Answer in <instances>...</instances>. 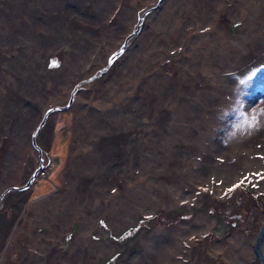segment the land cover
Instances as JSON below:
<instances>
[{"label": "rangeland", "instance_id": "1", "mask_svg": "<svg viewBox=\"0 0 264 264\" xmlns=\"http://www.w3.org/2000/svg\"><path fill=\"white\" fill-rule=\"evenodd\" d=\"M237 1L123 0L135 19L119 22L116 31L120 34L105 47L97 27H82L80 21L71 22V17L48 11L52 0H0V176L5 173L2 162L6 154L12 160L8 165L12 164V175L15 172L12 183L16 189L26 185L38 170L26 190H10L0 198V257L25 218L36 220L40 214V220L48 222L59 215H71L73 203L61 209V214L54 213L50 199L78 193L76 183L84 176L88 184L79 192L89 195L84 198L90 224L88 246L76 250L79 259L73 264L81 260L88 264H204L211 244L237 232L244 237L243 264H259L253 248L264 221V22L254 10L247 14L241 13L242 8L237 11ZM80 2L67 0L63 7L76 17L94 19L93 9ZM199 3L211 15L228 17L229 40L225 45L210 42L216 35L213 26H193L187 33V29L182 32L178 28L180 25L172 26L178 20L193 21L195 11H190V4L196 9L201 8ZM247 5L262 9L261 0H249ZM169 6L176 8L171 14L166 10ZM19 28L21 31L11 38V31ZM33 30L34 34L27 36ZM66 32L84 38L80 43L84 55L73 65L71 77L91 79L79 85L73 95V88L68 92L65 86L41 101L46 87L41 66L46 64L47 55H58L50 57L48 69L62 65V58H66L62 50L67 47L55 43L52 35L67 37ZM254 45L257 47L252 49ZM107 48L109 52L100 55L98 50ZM88 56H93V61L97 56L99 59L80 74L78 70ZM109 59L110 67L98 76ZM122 62L140 66L135 70L139 82L148 80H140V76L160 70L168 79L179 74L182 84L166 82L168 91L163 97L172 101L162 104L160 98L159 122L152 119L148 138H138L140 144L132 151L110 145L112 139L123 136L119 128L127 125L120 123L118 109H108L109 104L96 101ZM257 69L262 70L247 83H240ZM8 87L15 93L11 101L5 98ZM202 89L209 91L213 104L198 114L204 108ZM143 92L140 88L137 96ZM131 94L127 92L120 99ZM80 102L91 105L89 110L94 114L87 115L77 107ZM52 108L36 135L37 153L29 135ZM187 110L193 111L190 119L183 116ZM158 115L156 108L153 117ZM128 126L126 131L131 132L132 123ZM248 131L251 139L245 134ZM238 136L247 144L242 150L234 147L233 138ZM229 170L234 174L231 181L223 177ZM34 205L39 206L35 214ZM200 215L211 220L205 232L197 219ZM80 228L79 221H71L60 237L62 252L68 253L76 245V236L83 234ZM48 232L47 224L35 222L33 234L43 239ZM14 241L18 249H28L27 235L18 234ZM96 246L101 250L96 251ZM230 252L236 254L238 247L230 246ZM18 258L17 252L9 264H17Z\"/></svg>", "mask_w": 264, "mask_h": 264}, {"label": "bare ground", "instance_id": "2", "mask_svg": "<svg viewBox=\"0 0 264 264\" xmlns=\"http://www.w3.org/2000/svg\"><path fill=\"white\" fill-rule=\"evenodd\" d=\"M79 1H81L80 3L82 5L87 6V9L88 7H91L93 9L94 19L89 21V20L74 16L73 13L70 12L69 9L63 7L64 2H67V0H59V1L52 0V8L48 9V11L51 10L50 11L51 13H54V12L59 13V17L61 16L71 17V22H74L75 20L76 23H78L80 21L82 27L84 24H92L93 27H97L99 30L102 31V35L100 36V38H102V40L105 42L104 43L105 47H109L120 34L116 31L118 29V28L116 29V27L117 26L119 27L120 25L119 22L123 23L129 20L135 19L134 17H130V16H135V13L127 10V8L123 5V0H79ZM192 3L195 4V2L191 1V4ZM237 3L239 6L237 11H239V9L242 8L241 13L247 14L248 11L254 10L255 11L254 13L258 14V16H260L264 22V1L263 0H261L262 9H259V10L247 5L249 3V0H238ZM191 4H190V11L192 12L195 11L194 20L191 22L189 21L182 22L181 20L180 21L178 20L174 24L172 23V26L174 25V28H176L180 25L178 28L182 30V32H185V30L187 29L186 33L193 26L195 27L202 26V25L207 26V27L213 26L216 30V35L210 40V42L215 43V41H220V44L225 45L226 41L229 40V35L226 32V25L228 23V17L223 16V15H211L212 13L206 8H204L202 3H199L201 4V8L197 7L196 9H195V6L194 8H192ZM175 6L173 7L169 6L166 9L168 13L170 14L173 13L176 9ZM179 9L180 8L178 5L177 10ZM11 18L12 19L14 18L13 14H11ZM162 25L163 24H161L160 26L162 27ZM36 26H40V24H37ZM153 26L154 24L152 25V27ZM15 27L16 25L11 24L12 29H15ZM77 27H81V26H77ZM209 27L207 29H209ZM19 31H21L20 28L16 29V31H11L12 32L11 38L15 37L16 32H19ZM34 32L35 30L31 31L30 33H28L27 36L34 34ZM58 34L60 33H53L52 38H54L55 43L57 44L63 43V46L67 47V48H63L62 50L63 55L66 56V58H62L63 60L62 65H64V67L58 64L57 66H54L53 69H48L47 63L48 61H50V57L52 58V56H58V55L56 54L47 55L46 64H43L41 66L42 73H43L42 79L44 80L46 84L45 90L41 94V101L47 100L48 98L54 96L56 93H58L62 89V87H65V86H66V90H68L69 92L70 89L73 88L74 85L78 81L83 80V79L82 80L78 79L79 77L72 78L70 73H72V67L75 64V62L79 60L80 58H82V56L84 55L81 49V46H80V43H82L84 38L79 35L78 37L69 36L68 32H66L67 37L61 36ZM151 34L152 32L149 34V37L151 36ZM247 36L251 38L250 34H248ZM99 39L96 41L98 42ZM256 47L257 46L254 45L252 46V49ZM109 50L110 49L107 48L105 50L100 49L98 51L100 52V55H101V53H107L109 52ZM219 56L222 60L223 56L221 54ZM98 57L99 56H97L96 59H99ZM93 59H94L93 56H90V57L88 56L87 60L82 64V66H80L78 72L81 74V72L88 67V64L90 63L93 64L96 61V59L94 61ZM121 64L122 65L118 73L114 76L112 81L101 89L100 91L101 93L99 96L96 97V101L101 102L103 104H109L110 106L108 107V109H114V108L118 109V111L120 112V123L123 125H127V126H123L119 128L120 133L123 134V136L118 137L117 139H112L110 141V145H116V146L119 145L118 147L119 150L129 149L130 151H132L134 150L135 147H137V145L140 144L137 142L138 138H141V137L148 138L150 130H151L150 123H152V119H155V121L156 119L158 120L160 119L162 115L161 106L159 105L160 98L162 97L161 99L162 104L168 99L170 100V102L172 101L171 97L169 98L163 97L165 93L168 91V90H165L166 82L168 81V82L175 83V81H178V84L176 85L182 86V84L180 82L179 74L177 76V73H175V76L173 78L168 79L167 78L168 75H165L160 70H155V71L153 70L151 74L150 73L144 74V77L140 76L141 78L140 80H143L144 78H148V80L139 82V80H137V78L135 77L137 75L135 70L140 69V66L139 65L133 66V64H130V62L124 63V64L122 62ZM178 65H181V64H178ZM225 65L226 64H224V66ZM213 66L215 67V64H213ZM203 73H207V70L203 71ZM175 77H176V80L174 79ZM140 88L144 92L142 96H137V93L139 92ZM24 90H25V86H24V83H22L21 91H24ZM19 92H20V89H19ZM127 92H131L132 94L126 96V99L123 98L121 100L120 97L123 95L125 96ZM14 95L15 93L13 92L12 88L8 87L6 90L5 98H8V100L11 101ZM201 96H202V102L204 103V108H201L198 114L205 113L204 110L209 107L207 105L213 104V101L211 100L209 96V91L202 89ZM151 99H152V103H154L153 107L151 106V101H150ZM83 104L84 103L80 102L77 107L88 112L87 115L94 114V113H91L89 110V108H91V105L86 104L87 106H85ZM156 108L159 111V115L156 117H153L154 110ZM192 114H193L192 110H187L186 115H183V116H186V118L188 117L187 119H190L193 117ZM80 116H82V114ZM83 119L84 117H82L80 121H82ZM156 122H159V121H156ZM128 123H132V127L130 126V128L132 129L131 132L126 131V129H129ZM92 132L93 131L91 129H88V133L90 134V136H92ZM132 133H135L136 136L139 134V136L137 137L132 136L131 135ZM245 134L247 135V139H251V137L249 136L250 135L249 131L245 132ZM30 136L31 135H29V137ZM77 136L78 137L81 136L80 128L77 132ZM242 140L243 139L240 136L233 138V142L236 143L234 147H236L238 150L244 149L245 145L247 146V144H245V142H242ZM101 141H104V140H101ZM95 143H98V139H96ZM91 144L92 143H89L87 145L90 146ZM126 146L128 148H126ZM11 153L13 152L11 151ZM7 157L8 155L6 154L2 162V169L3 171H5V173H1V176H0V194L8 186H12V187L14 186L12 183V180H13L12 176L15 175V172L12 175L11 173L12 164H11V167L8 165V163L10 162L12 163V160L9 161ZM15 170H17V167ZM232 175L234 174H231L229 170L223 175V177H225L226 180L231 181V179L233 178ZM68 178L72 179L70 176ZM86 180L87 178L82 176L79 179L80 182L76 183L75 189L76 191H78V193L71 194L68 192L65 196L58 194L59 197L60 196L62 197L61 198L54 197L50 199L51 201L50 203L52 204V211L54 213L59 212L61 214L60 212L62 211L61 209L68 208V204L73 203L74 207L71 211V215L67 216V214H63V215H59V217H56L54 219L50 217L51 220H49L48 222L40 220L39 218L40 214H37L35 216L36 220L34 219L31 220L28 217L25 218V222L23 226H21L20 228L14 231L7 248L5 249V251L0 257V264H9L10 258L17 252L19 255V258H18L19 264H73L74 261L77 260L78 258V255L76 254V250L79 251L81 249H84L85 245L88 246L86 244V241L88 240V235L86 233H87L88 226L90 224L88 223L89 221L87 217L88 211H87L86 204L84 202V198L86 197L88 199L89 195L84 197V195L79 192V190L84 189L85 185L88 184ZM248 199H247V203L245 206L246 211H248L250 207V203L248 204ZM37 205H34L35 206L34 214H35V211H37L36 208L39 207ZM46 210H48V212L50 211V206L48 204H47ZM51 214L52 213H50V215ZM197 219L201 222L202 228H203L202 230L205 232V230L209 228L211 224V220L205 215H200ZM73 220H77L80 222L81 224L80 232L81 234L82 233L83 234L82 236H76V241H75L76 245L73 244L70 251L68 253H64L62 252V241L60 240V237L65 232L68 231L69 225L71 224V221ZM35 222L39 223V225L47 224V227H49V232L46 235L44 234L43 239L40 238L41 236L39 234L32 233V229L35 226ZM21 233L27 235V237L29 238L28 249H23V250L21 248L18 249L17 243L14 241L17 235ZM57 240L61 241V243H59ZM243 240H244V237L237 232L233 236L227 238L226 240H223L221 243L211 244L205 256L204 264H229V263L243 264L244 263L243 258L245 256V248L242 242ZM230 246L231 248L232 246H237L238 252L236 254L231 253ZM91 249L94 251L93 245ZM95 249L96 251H100L101 246H96ZM178 249L179 247H176V250ZM37 252H41V255H39ZM261 252H260L261 255L264 256L263 246L261 247ZM165 261L166 262L169 261V257ZM79 264H88V263H86L84 260H81Z\"/></svg>", "mask_w": 264, "mask_h": 264}, {"label": "water", "instance_id": "3", "mask_svg": "<svg viewBox=\"0 0 264 264\" xmlns=\"http://www.w3.org/2000/svg\"><path fill=\"white\" fill-rule=\"evenodd\" d=\"M133 33H134V32H133ZM133 33H132V34H133ZM132 34H130V35H128L127 37H125V39H124L122 45L119 47V51H122L124 45L126 44V42L128 41V39L130 38V36H131ZM116 53H118V52H115L113 55H115ZM110 64H111V60L109 59V60L107 61V65H106V67L103 68V69L100 71V73H99L98 76L102 75V73H103L106 69H108V68L110 67ZM93 78H94V77H93ZM90 79H91V78L86 79V80H82V81H78V82L74 85L73 90H72V92H71V95L74 94V92L76 91V88H77L79 85H81L82 83H85V82L89 81ZM63 109H64V107H63V108H57L58 111H61V110H63ZM53 111H54V109L52 108V109H50V110H48V111H46V112L44 113V115H43V117H42V119H41V121H40L38 127L36 128L35 132L32 133L31 136H30V144H31V146L36 150L37 153H40V150H39V148H38V147L36 146V144H35V138H36V135L38 134V132H39L40 129L42 128V126H43V124H44V122H45V119H46L47 114L50 113V112H53ZM37 173H38V170H35V171L33 172V174L31 175L30 179L28 180L27 184L24 185L23 187L19 188V189H16L15 187L8 186L6 189H4V190L1 192V194H0V198H1L6 192H8V191H10V190H13V191H14V190H15V191H24V190H26V189L30 186V184L32 183V181L35 180V177H36ZM254 243H255V245H254V248H253V249H254V253H255L256 257H257V260H258L259 264H264V256L261 255V253H262V252H261V247L263 246V243H264V221H263L262 225L260 226L259 234L257 235V238H256V240L254 241ZM6 248H7V247H5V249H6ZM4 251H5V250H4ZM260 252H261V253H260Z\"/></svg>", "mask_w": 264, "mask_h": 264}, {"label": "snow or ice", "instance_id": "4", "mask_svg": "<svg viewBox=\"0 0 264 264\" xmlns=\"http://www.w3.org/2000/svg\"><path fill=\"white\" fill-rule=\"evenodd\" d=\"M262 69H257L256 71L252 72L247 78L246 80H241L240 83L241 84H245L248 81H250L254 76H256ZM251 126V125H250Z\"/></svg>", "mask_w": 264, "mask_h": 264}]
</instances>
